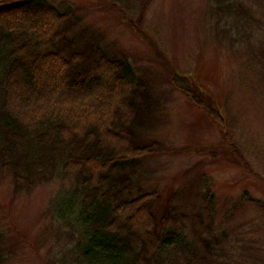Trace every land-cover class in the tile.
<instances>
[{
    "label": "trees",
    "instance_id": "1",
    "mask_svg": "<svg viewBox=\"0 0 264 264\" xmlns=\"http://www.w3.org/2000/svg\"><path fill=\"white\" fill-rule=\"evenodd\" d=\"M210 1L217 33L228 32L232 52L242 58L235 70L263 102L264 18L245 0ZM112 3L142 33L133 16L139 1ZM253 3L264 8V0ZM97 30L71 3L0 0V175L11 177L15 195L42 183L58 185L46 229L56 240H69L48 251L46 264H236L243 255L226 250L225 228L209 223L197 230L194 214L189 218L177 204L160 210V189L145 184V159L160 145L143 139L160 116L153 84L132 56ZM170 81L206 109L234 162L264 180L263 148L241 112L228 111L226 118L179 71ZM249 159L260 171L252 170ZM198 180L185 189L197 204H206L195 214L203 222L200 212L212 215L214 194L203 174ZM237 199L227 218L246 202L264 210V201L247 189ZM4 236L0 231V264L14 254ZM249 248L251 264H262L258 247Z\"/></svg>",
    "mask_w": 264,
    "mask_h": 264
},
{
    "label": "rangeland",
    "instance_id": "2",
    "mask_svg": "<svg viewBox=\"0 0 264 264\" xmlns=\"http://www.w3.org/2000/svg\"><path fill=\"white\" fill-rule=\"evenodd\" d=\"M52 1L76 6L85 24L98 29L115 49L132 56L151 80L160 116L144 132L143 139L157 140L160 145L145 159V184L160 189V210L177 204L189 218L194 214L197 230H205L209 223L214 229L225 228L229 241L226 250L243 255L235 257L236 264H251L247 255L253 245L264 255L262 206L246 202L226 217L227 209L244 189L264 201V180L246 173L234 162L206 109L196 105L170 81L173 70L179 71L190 78L195 88L204 90L207 102L226 118L230 116L228 111L232 115L242 114L240 120L252 127L254 139L264 151V101L248 87L244 75L235 70L242 58L232 52L228 32L217 33L221 30L211 1L138 0L140 9L133 16L139 18L142 33L134 31L121 18L123 14L113 0ZM245 1L257 16L264 18L261 5ZM238 128L243 139L242 129ZM249 164L254 172L262 167L251 159ZM201 174L214 194L212 215L207 210L200 212L203 222L195 214L206 204L203 201L197 204L198 198L185 189L191 184L198 185ZM57 186L42 183L29 193L15 195L11 177L0 175V231L5 232L6 241L14 249L7 264H46L48 251L58 250L69 240L66 236L56 240L46 229L49 203ZM182 189L184 194L177 195L176 191ZM221 233L219 237L225 242ZM230 261L234 264L233 259Z\"/></svg>",
    "mask_w": 264,
    "mask_h": 264
}]
</instances>
